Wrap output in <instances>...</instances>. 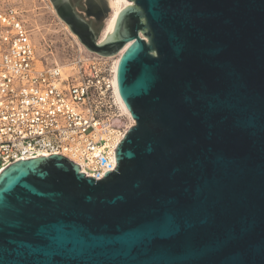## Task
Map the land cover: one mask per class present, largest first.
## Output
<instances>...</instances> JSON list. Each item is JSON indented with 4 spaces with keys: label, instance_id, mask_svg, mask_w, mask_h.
Here are the masks:
<instances>
[{
    "label": "water",
    "instance_id": "95a60500",
    "mask_svg": "<svg viewBox=\"0 0 264 264\" xmlns=\"http://www.w3.org/2000/svg\"><path fill=\"white\" fill-rule=\"evenodd\" d=\"M99 45L134 125L101 180L60 157L0 174V264H264V0H128ZM142 35V37L140 36Z\"/></svg>",
    "mask_w": 264,
    "mask_h": 264
},
{
    "label": "built area",
    "instance_id": "2783aa9c",
    "mask_svg": "<svg viewBox=\"0 0 264 264\" xmlns=\"http://www.w3.org/2000/svg\"><path fill=\"white\" fill-rule=\"evenodd\" d=\"M30 33L12 0H0V174L54 155L101 180L134 125L115 86V55L78 54L65 72L56 64L39 68Z\"/></svg>",
    "mask_w": 264,
    "mask_h": 264
},
{
    "label": "rangeland",
    "instance_id": "374dc122",
    "mask_svg": "<svg viewBox=\"0 0 264 264\" xmlns=\"http://www.w3.org/2000/svg\"><path fill=\"white\" fill-rule=\"evenodd\" d=\"M12 2L31 31L39 68L40 62L47 66L56 64L59 67H68V63L76 55L87 54V50L79 44L78 39L71 37L69 31L65 29L67 26L53 11L49 0H12ZM71 4L92 28L98 39L110 10L102 0H71ZM94 10L101 11L102 16L95 17Z\"/></svg>",
    "mask_w": 264,
    "mask_h": 264
},
{
    "label": "bare ground",
    "instance_id": "6f19581e",
    "mask_svg": "<svg viewBox=\"0 0 264 264\" xmlns=\"http://www.w3.org/2000/svg\"><path fill=\"white\" fill-rule=\"evenodd\" d=\"M102 1H103L104 5H106V8H108L110 10V15H109V17L105 23L104 28L101 31L100 37L98 39H96V42L99 45L108 44L110 42L118 40L119 37L117 34V28L119 25L120 18L122 16V14H124V12H126V10L133 8V3L128 1V0H102ZM52 9H53V7H52ZM53 11H54V9H53ZM65 29H67L69 31V34L71 35V37L76 38L75 35H73L70 32L68 27H66ZM140 36L142 37V35H140ZM79 44H80V42H79ZM129 46H130V43L124 44L115 54L114 65H113L115 72L117 71V66H118L120 56L123 54V52ZM86 52L89 53L88 51H86ZM112 56H107V57L111 58ZM61 70H62V72L68 71V67H62ZM116 85L117 84L115 81V86ZM116 91H117V89H116ZM120 103H121L124 114L127 116L128 120H129V124L132 125V123H134V121H133L129 111L127 110L125 104L121 100V98H120Z\"/></svg>",
    "mask_w": 264,
    "mask_h": 264
},
{
    "label": "flooded vegetation",
    "instance_id": "af4514ba",
    "mask_svg": "<svg viewBox=\"0 0 264 264\" xmlns=\"http://www.w3.org/2000/svg\"><path fill=\"white\" fill-rule=\"evenodd\" d=\"M93 12H94L93 15H94L95 17H101V16H102L101 11H99V10H94Z\"/></svg>",
    "mask_w": 264,
    "mask_h": 264
}]
</instances>
